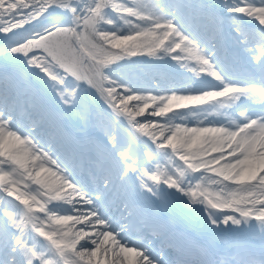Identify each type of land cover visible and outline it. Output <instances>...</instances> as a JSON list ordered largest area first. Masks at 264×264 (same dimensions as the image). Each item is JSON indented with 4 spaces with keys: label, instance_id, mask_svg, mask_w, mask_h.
I'll return each instance as SVG.
<instances>
[{
    "label": "snow or ice",
    "instance_id": "snow-or-ice-1",
    "mask_svg": "<svg viewBox=\"0 0 264 264\" xmlns=\"http://www.w3.org/2000/svg\"><path fill=\"white\" fill-rule=\"evenodd\" d=\"M0 264H264V0H0Z\"/></svg>",
    "mask_w": 264,
    "mask_h": 264
},
{
    "label": "bare ground",
    "instance_id": "bare-ground-1",
    "mask_svg": "<svg viewBox=\"0 0 264 264\" xmlns=\"http://www.w3.org/2000/svg\"><path fill=\"white\" fill-rule=\"evenodd\" d=\"M239 71L241 74H244L242 69H240ZM151 78H152L151 74L148 75L147 77H145V79L142 81L144 87H149V81L151 80ZM177 79L179 80V78H177ZM256 110L258 111L259 109L257 108ZM217 115H219L222 120L224 119V117L222 115H220V114H217ZM42 134H43L45 140H47L50 135H54V133L49 132L47 129L43 130ZM70 151H71V149H69V152ZM77 175L84 182H87V179H88L87 176H85L83 174V172H81L80 169H77ZM114 211H115V209L113 210V212ZM115 213H116V211H115ZM115 216L117 217V219L119 218L118 213ZM176 220H177V224L180 227L186 228L190 231H196V226L200 222L198 214L194 216L191 212L184 210V209H181V208H177V210H176ZM77 227H80V226L78 225ZM138 239H142V236L138 237ZM164 246L167 249L168 245H164ZM173 258H174V253H173Z\"/></svg>",
    "mask_w": 264,
    "mask_h": 264
},
{
    "label": "rangeland",
    "instance_id": "rangeland-1",
    "mask_svg": "<svg viewBox=\"0 0 264 264\" xmlns=\"http://www.w3.org/2000/svg\"><path fill=\"white\" fill-rule=\"evenodd\" d=\"M239 70H240V68L239 67H237V71H235V75L238 77V78H241V79H243L244 78V75H242L240 72H239ZM185 85V87H196L197 85H193V84H191L190 82L189 83H186V84H184ZM199 86V85H198ZM197 86V87H198ZM209 120H213V121H216V120H222L221 119V117L219 116V115H214V116H209V118H208ZM186 123L188 124V126H199V122L195 119V118H192V117H189L188 118V120L186 121ZM205 126H209V125H207V122H205ZM42 134V133H41ZM42 136H43V134H42ZM51 136V135H50ZM163 162V161H162ZM178 163H182V162H180V161H178ZM114 210V209H113ZM113 210H112V214L115 216V215H117V213H115V211L113 212ZM149 233H145V235H148ZM144 235H142V239H144L145 238V236L143 237ZM154 239H155V237H153ZM156 248L157 249H159V247H160V244L159 243H157L156 245Z\"/></svg>",
    "mask_w": 264,
    "mask_h": 264
}]
</instances>
